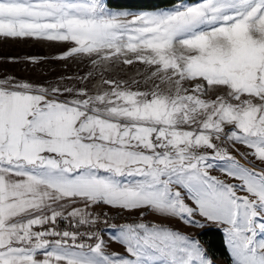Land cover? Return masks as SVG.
<instances>
[{
    "label": "snow or ice",
    "instance_id": "snow-or-ice-1",
    "mask_svg": "<svg viewBox=\"0 0 264 264\" xmlns=\"http://www.w3.org/2000/svg\"><path fill=\"white\" fill-rule=\"evenodd\" d=\"M0 38L68 44L58 59L138 61L159 81L143 91L105 79L108 91L89 94L0 79V264H214L165 221L216 224L232 264H264V0L140 11L0 0ZM209 89L223 94L203 98ZM99 205L137 214H105L123 251L108 250Z\"/></svg>",
    "mask_w": 264,
    "mask_h": 264
},
{
    "label": "rangeland",
    "instance_id": "rangeland-1",
    "mask_svg": "<svg viewBox=\"0 0 264 264\" xmlns=\"http://www.w3.org/2000/svg\"><path fill=\"white\" fill-rule=\"evenodd\" d=\"M68 47L69 45L66 43L48 42L33 38H0V79H3L4 77H14L17 81L29 82L33 85H42L48 88H86L89 94H97L108 91L109 86L104 84L105 79L123 82L124 85L129 86L132 89L139 88L143 91L151 89L154 82L159 83V81H154V79L151 78L150 66L138 61L132 65H125L121 62V60L94 65L87 56H74L68 59L56 58L61 53L66 51ZM180 52L181 50L179 49V46H177V55H179ZM30 57L37 58L38 62H31L27 59ZM161 87H165V85L162 84ZM217 94H223V89H219L215 92L212 89H209L208 94L203 98L214 99ZM59 98L64 99L70 97L68 94H65V96H61ZM237 147L241 152L245 151L244 146L238 145ZM233 154L235 155L236 153L234 152ZM241 163H244V161L241 160ZM258 166L264 167V165ZM212 174L220 179H226L225 175L219 169H214ZM94 210L101 211L93 213L100 216V223L104 214L118 215L121 218L120 224L131 222L136 219L137 216L136 213L130 215L126 212H119L118 210L105 205L95 206L90 209V211ZM145 219L147 221L155 222L161 220L162 218L158 215L148 214ZM165 222L171 223L182 231L190 233L198 240V235L202 231L206 229H218L222 232L224 243L226 240L222 228L218 227L216 224L209 223L204 228H197L185 226L179 221ZM112 232L113 230L109 228L107 231H103V233H101L103 239L108 245V250L123 251L121 246L110 238ZM200 243L205 248L201 241ZM225 247L228 253L229 261H225L221 258L213 259L210 257L214 264H232L226 243Z\"/></svg>",
    "mask_w": 264,
    "mask_h": 264
},
{
    "label": "trees",
    "instance_id": "trees-1",
    "mask_svg": "<svg viewBox=\"0 0 264 264\" xmlns=\"http://www.w3.org/2000/svg\"><path fill=\"white\" fill-rule=\"evenodd\" d=\"M107 2L111 7L125 8L130 11H140L172 7L174 3L180 2L192 3L194 0H107ZM198 236L210 257L229 261L223 235L220 230L206 229Z\"/></svg>",
    "mask_w": 264,
    "mask_h": 264
},
{
    "label": "built area",
    "instance_id": "built-area-1",
    "mask_svg": "<svg viewBox=\"0 0 264 264\" xmlns=\"http://www.w3.org/2000/svg\"><path fill=\"white\" fill-rule=\"evenodd\" d=\"M107 218H108V222L110 224H120L121 223V218L116 214L115 215H107ZM104 219H105V214L101 219V223H99L97 225V228L99 229L100 233H103V231H107L109 229L103 223ZM57 227L60 230H74L69 226V224L66 221L58 222ZM79 230L85 231V227H81ZM93 230H96V229H93Z\"/></svg>",
    "mask_w": 264,
    "mask_h": 264
},
{
    "label": "crops",
    "instance_id": "crops-1",
    "mask_svg": "<svg viewBox=\"0 0 264 264\" xmlns=\"http://www.w3.org/2000/svg\"><path fill=\"white\" fill-rule=\"evenodd\" d=\"M96 211H99V212H101L100 210H94V211H92L93 213H95Z\"/></svg>",
    "mask_w": 264,
    "mask_h": 264
}]
</instances>
